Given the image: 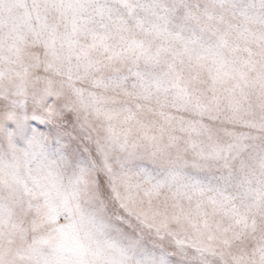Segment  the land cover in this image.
I'll use <instances>...</instances> for the list:
<instances>
[{
  "label": "snow or ice",
  "instance_id": "snow-or-ice-1",
  "mask_svg": "<svg viewBox=\"0 0 264 264\" xmlns=\"http://www.w3.org/2000/svg\"><path fill=\"white\" fill-rule=\"evenodd\" d=\"M0 264H264V0H0Z\"/></svg>",
  "mask_w": 264,
  "mask_h": 264
}]
</instances>
